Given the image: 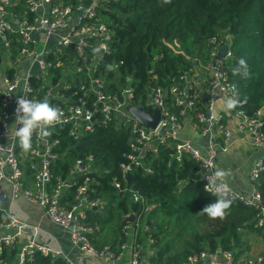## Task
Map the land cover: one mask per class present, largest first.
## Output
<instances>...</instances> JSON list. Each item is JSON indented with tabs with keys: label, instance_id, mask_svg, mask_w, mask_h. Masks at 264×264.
<instances>
[{
	"label": "built area",
	"instance_id": "obj_1",
	"mask_svg": "<svg viewBox=\"0 0 264 264\" xmlns=\"http://www.w3.org/2000/svg\"><path fill=\"white\" fill-rule=\"evenodd\" d=\"M14 4L21 6L19 12L12 9ZM100 7L102 0H75L73 5L60 0H0V52L5 56L0 69V264H24L35 254L60 256L67 264H77L35 239L41 231L39 224L23 221L7 208L17 198L38 206L50 224L66 231L70 246L77 251L102 264H143L138 233L143 232L148 244L152 239L140 214L125 215H131L132 221L121 227L123 240L119 244L96 248L89 241L87 234L97 228L83 222L86 211L98 210L103 204L100 198L90 196L94 178L89 174L96 171L92 154L76 157L63 175L51 173L56 160L63 156L54 149L58 136L63 133L77 139L97 125L124 132L126 150L117 165L121 181L135 168L149 173L151 158L159 148L169 147L173 160L185 156L194 162L204 191L218 155L227 150L231 132L236 131L258 155L247 171L248 193L228 184V198L257 207L254 227L264 226V204L253 186L264 167V133L260 129L264 110L254 115L237 108L223 110L224 99L232 96L234 88L227 75L231 58L228 35L218 32L210 36L206 61L182 70L175 83L148 86L143 98H135L129 76L118 82L115 69L113 90L107 91L94 74L111 39V29L97 15ZM220 45L225 46L222 56L218 53ZM97 48L99 52H94ZM21 96L49 99L63 111L66 121L50 129L51 134L44 139L34 133L28 153L20 148L11 127ZM128 105L147 114L156 109V124L139 123L126 110ZM111 184L120 190L119 180L113 179ZM129 200L141 202V197L132 191ZM27 229L31 235L23 238ZM246 249L242 244L236 250H201L174 264H264L262 255L246 254Z\"/></svg>",
	"mask_w": 264,
	"mask_h": 264
},
{
	"label": "trees",
	"instance_id": "obj_2",
	"mask_svg": "<svg viewBox=\"0 0 264 264\" xmlns=\"http://www.w3.org/2000/svg\"><path fill=\"white\" fill-rule=\"evenodd\" d=\"M12 9L19 12L21 6L14 4ZM97 15L111 29L108 50L97 61L94 73L107 91L113 90L115 76L106 70V64L117 66L118 82L129 76L134 97L143 98L148 86L167 87L194 62L203 64L210 46L208 38L225 32L231 52L228 81L237 89L240 100L247 98V103L237 109L246 115L264 110V0H171L168 4L163 0H102ZM241 57L249 66L248 79L232 73ZM260 121L264 133V114ZM124 139L119 128L97 125L77 139L60 134L54 148L63 156L51 168L52 175H63L76 157H94L96 171L89 174L94 178L90 196L100 198L103 204L98 210H87L83 221L97 228L87 234L94 247H113L122 242L121 227L129 212L140 214L148 226L146 233L154 249L149 264H174L201 250H236L245 244V233H256L264 241V226L254 227L258 212L255 206L232 200L223 219L199 213L216 196L202 189L194 162L185 156L173 160L169 147L159 148L151 158L149 173L135 168L121 181L117 165L126 150ZM113 179L120 181V190L112 186ZM253 186L264 204V167ZM132 191L137 192L141 202L129 200ZM148 207L151 213L159 209L160 217H144L143 210ZM162 219L170 230H175L173 235L162 233ZM24 264L67 263L60 256L35 254Z\"/></svg>",
	"mask_w": 264,
	"mask_h": 264
},
{
	"label": "crops",
	"instance_id": "obj_3",
	"mask_svg": "<svg viewBox=\"0 0 264 264\" xmlns=\"http://www.w3.org/2000/svg\"><path fill=\"white\" fill-rule=\"evenodd\" d=\"M185 132V135H187V130H185ZM257 155L258 153L251 148L247 141L243 140V137L233 130L231 132V138L227 150L218 155L215 169L222 168L229 170L231 175L226 178V182L239 192L246 194L248 193L250 187L247 181V171L251 161ZM3 207H6L5 203L3 204ZM7 208L19 219L28 223L39 224L41 231L35 236L37 241L46 243L50 247L60 250L63 254H66L69 259L77 264H102L96 258L83 254L72 248L68 242L66 231L50 224L47 219L41 215V211L38 206L30 204L22 198H17L10 202ZM172 230L173 229H171V231ZM174 232L175 230L172 232L169 230L170 235H173ZM30 235L31 232L27 229L23 233V238L29 237ZM138 237L143 246L141 251L143 264H149L148 260L154 249L150 246L151 243L148 244L146 242L143 232H139ZM244 240L247 248L246 254H260L264 257V241L258 234L245 233Z\"/></svg>",
	"mask_w": 264,
	"mask_h": 264
},
{
	"label": "clouds",
	"instance_id": "obj_4",
	"mask_svg": "<svg viewBox=\"0 0 264 264\" xmlns=\"http://www.w3.org/2000/svg\"><path fill=\"white\" fill-rule=\"evenodd\" d=\"M164 4L171 3V0H163ZM94 52H99V49H94ZM106 70L114 71L116 65L114 63L106 64ZM234 76H240L243 79H248L251 76L248 63L245 58L241 57L238 60L237 66L232 69ZM247 103V98L239 99V93L234 87L232 96L226 97L223 103L224 111H231L238 106L243 107ZM16 118L12 124L13 136L18 141L20 148L28 153L32 150L33 135L38 134L40 139H44L51 134L50 129L57 124H63L66 121L63 119V111L53 106L49 99L32 100L21 96L17 100L15 109ZM20 125V127H16ZM231 175L229 170L216 168L212 173V177L205 185V190L214 196L216 200L207 204L199 213L206 214L209 218L223 219L227 211L230 209L233 201L229 199L230 188L226 182V178Z\"/></svg>",
	"mask_w": 264,
	"mask_h": 264
},
{
	"label": "water",
	"instance_id": "obj_5",
	"mask_svg": "<svg viewBox=\"0 0 264 264\" xmlns=\"http://www.w3.org/2000/svg\"><path fill=\"white\" fill-rule=\"evenodd\" d=\"M225 51V46L224 45H220L218 48V53L220 56H222V54ZM126 110L135 118L139 121V123H142L145 126H150L153 127L156 122H157V111L156 109L153 110L152 114H147L144 111H142L141 108L139 107H134L132 105H128L126 107ZM125 221H132V216H128L126 218H124Z\"/></svg>",
	"mask_w": 264,
	"mask_h": 264
},
{
	"label": "rangeland",
	"instance_id": "obj_6",
	"mask_svg": "<svg viewBox=\"0 0 264 264\" xmlns=\"http://www.w3.org/2000/svg\"><path fill=\"white\" fill-rule=\"evenodd\" d=\"M0 54H1V57H2V63L0 65V69H2L4 67L5 56L1 52H0ZM150 211H151V207L146 208L144 210V216H147V217L149 216L151 219L154 218V217H158V218L160 217V213L161 212H160L159 209H157L155 212H152V213ZM161 224H162V229L164 230L162 233H166V232H168L170 230L169 225H168V223L166 222L165 219H162V223ZM172 231L170 230V232H172Z\"/></svg>",
	"mask_w": 264,
	"mask_h": 264
}]
</instances>
